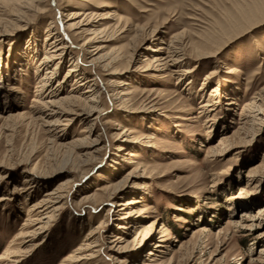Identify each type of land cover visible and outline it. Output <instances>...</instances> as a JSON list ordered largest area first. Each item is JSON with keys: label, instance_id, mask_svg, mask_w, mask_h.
I'll list each match as a JSON object with an SVG mask.
<instances>
[{"label": "rangeland", "instance_id": "374dc122", "mask_svg": "<svg viewBox=\"0 0 264 264\" xmlns=\"http://www.w3.org/2000/svg\"><path fill=\"white\" fill-rule=\"evenodd\" d=\"M24 1L25 13L0 10V264H66L88 243L79 264H264V0ZM89 10L114 12L96 26L108 27L105 41L88 47L103 46L99 65L116 56L112 75L67 29L69 14ZM46 29L70 53L51 77L54 99L71 89L78 56L98 100L92 117L56 129L37 111L50 99L37 86L55 64L42 61ZM173 41L186 56L178 67L143 69ZM114 88L129 91L123 102ZM59 187L63 198L37 230L33 205ZM132 197L138 223L122 233L116 204Z\"/></svg>", "mask_w": 264, "mask_h": 264}, {"label": "bare ground", "instance_id": "6f19581e", "mask_svg": "<svg viewBox=\"0 0 264 264\" xmlns=\"http://www.w3.org/2000/svg\"><path fill=\"white\" fill-rule=\"evenodd\" d=\"M30 1H32V0H30ZM33 1H38V0H33ZM16 4L19 7L15 8L13 6V8H15V9H13V11L12 10L6 11L5 8L4 9L0 8V10H1V12H7V14H8L7 16H12L14 14L25 13V11L30 9L29 8L30 4L28 3V1L23 0V1H20L19 3H16ZM22 8H24V9H22ZM75 17H80V18L78 20H75ZM113 17H114V12L111 10H108L105 12H103V11L94 12V11L89 10V11H87V13L86 12H82V13L77 12V13L69 14L66 21H65V23L67 24V29L71 32L72 36L77 38L78 41H81V44H80V46L82 47L81 50L82 51L86 50L87 53L90 55V58L92 57L89 63H94V64L96 63V66L102 67L103 71L106 72L105 75H112L113 73L116 72L112 66V63L114 62V60H116V56L113 57L112 59H110L108 62L104 63L103 65H99L98 63H100V59L96 58L95 55L99 52V50L103 46L96 45L89 50H88V47H89V44H91V43H93V42H95L98 39H101L103 37H105V38H103L102 41H105V39H106L105 34H106V31L108 30V27L105 26V27L100 28V27H96V26L102 25L101 24L102 20L110 19ZM9 18L10 17L5 18L6 21L9 20ZM45 31L47 32L45 37L48 38V36H49L50 40L48 42L49 46H47L45 53L42 56V61L43 62L53 61V62H55V64L53 65V68L46 70V73L48 76H45L40 81V84L37 86L36 91L39 94V96L44 95L45 97L50 98L49 100L45 101L47 104H45V106L41 109L38 107L39 109L37 108V111L40 114H42L43 117L45 116V118L55 117L56 119L54 121L49 122L50 121L49 120L48 122H49L50 126H52L54 129H56L58 127V125L67 124L69 121L74 120L76 118L83 120V119H88L90 116L92 117V115H94V113L96 112V108L98 106L97 105L98 100L96 99L97 96H96V91L94 89L95 84L93 83V79H89L87 81L85 79H81L82 78V75H81L82 72H80L77 68L78 67V59H77L78 56L76 59L73 60V62H71V65L69 66V68L67 70V75L69 74V76L73 75L75 77L73 79L71 89L69 91H67V95H65L64 97H61V98L59 97V99H57V100L54 99V97L58 94V92L60 90L58 88L53 87L51 77L54 73V70L58 68V65L60 64V62H62V60H64V58L66 57L65 55L70 54V53L68 51L69 48H67L68 46L62 41L61 38H59L57 35L55 36L54 33L51 31V29H46ZM33 41H34V39H33ZM168 46L169 47L164 48L165 49L164 51L157 52L156 54L151 55L152 60L149 63L145 64L143 66V69L149 70V71L150 70L160 71V70H163V69H166L169 67H178V64L182 61V59H184L186 57L184 54V51L181 48V45L179 44V42L177 43L176 41H173V43H171ZM158 49H163V48H157L156 50L151 48V51H157ZM30 50H31L32 54L35 55L34 51L36 50V45L31 46ZM203 55H211V54L209 52L206 53V51H205V53L203 52ZM197 56H198V54H197ZM146 59L147 58H144L143 60H146ZM39 65H41V63H38L36 67H38ZM184 72L186 73V71H184ZM212 76H213V74L210 73L207 76V78L211 79ZM77 77H80L79 80L77 79ZM83 84L87 85V88L85 90H83V93L86 94V95H83L84 97H82L80 94L76 95L77 91L79 89H81V85H83ZM111 85L113 86V84H111ZM59 86H60V83L57 84V87H59ZM9 89L13 90L14 88L12 86H10ZM217 89L218 88H213L212 93L217 92ZM119 91H116V89L114 88L113 97L118 98L121 102H123L124 98L129 94V91H126V92H124V91L119 92ZM214 93L210 94V96L216 95V93L215 94ZM228 99L230 100L231 98H228ZM209 101H210V99H207V101L201 105V108L204 109L205 107L209 106L210 105L208 103ZM82 102H84V104H82ZM57 103H64V107H62V108L57 107V105H56ZM234 103H235L234 100L228 101V104H230V105L234 104ZM259 104L257 106H255V103L252 104L256 108V110H253L254 113L256 112L255 113L256 115H258L263 109L262 107H260ZM256 115H254L253 117H255ZM126 139L127 138L124 137L121 140L123 143H122V145H120L119 149H123L124 146H127ZM93 141H95V140H93ZM133 155L134 154H132V153L129 154V156H133ZM129 161H132V160H129ZM59 185L63 186L62 184H59ZM117 187H119V186H116L114 188V190L111 192V195L115 196V191L118 190ZM23 189H24V187H22V186L18 187L16 185H14V187H13L14 191H20ZM62 191L63 190L61 188L60 189L55 188L53 191L45 192V194H44L45 198H42L38 203L33 205L32 211L36 212L37 215L43 214L42 219H46L45 221L42 219H37L38 223H40L37 230H40L44 227V224H46L49 217H51V214L57 209L56 208L57 204L63 198V195L61 194ZM139 199H138V197H132L130 199L123 200V202L116 204L117 206H119L118 211L125 210L124 211L125 215H123L121 217L122 219H125V220L122 221L118 225V227L122 229L121 230V231H123L122 233L130 232L129 228L134 227L133 226L134 224L137 225V223H138L137 219L139 216H138L137 209L133 205L139 203L140 202ZM34 234H36V233H34ZM123 240H124V238L117 235L115 240H113L111 242L114 243L113 246H116V245H118V242L120 243ZM127 244H128V242H126V244L124 246H122V244H119L117 246V249L118 250L119 249L124 250L127 247ZM154 246L155 247H161V245L159 243H156ZM91 247L92 246L89 243L84 245L83 247H80L79 253L68 258L67 263L66 262L65 263L66 264H79L80 261H82L83 259H87L88 256L91 257L92 254L89 255L88 253L87 254L83 253L85 251H89L91 249ZM262 250H264V248ZM147 254L152 256V255H154V251L149 250L147 252ZM147 259H149V258H147ZM138 264H147V263L139 262Z\"/></svg>", "mask_w": 264, "mask_h": 264}]
</instances>
